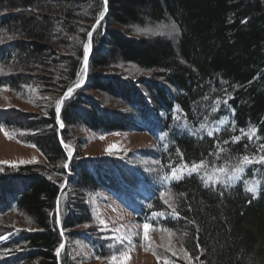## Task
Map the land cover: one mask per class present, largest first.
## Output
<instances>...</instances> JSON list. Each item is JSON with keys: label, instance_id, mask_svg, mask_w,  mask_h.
Here are the masks:
<instances>
[{"label": "trees", "instance_id": "1", "mask_svg": "<svg viewBox=\"0 0 264 264\" xmlns=\"http://www.w3.org/2000/svg\"><path fill=\"white\" fill-rule=\"evenodd\" d=\"M103 8V0H0V89L25 97L31 86H50L43 114L0 108V127L20 143L35 145L48 164L0 167V264H77L70 245L75 240L88 245L95 258L110 257L112 240L103 237L113 233L101 230L88 201L99 191L115 198L139 224L147 217L151 231L170 238L172 246L179 242L194 264H264V182L255 199L244 190L254 170L257 178L264 177V165H247L243 178L229 187L205 188L197 173L163 179L170 161L172 167L180 163L177 150L184 161H211L212 138L192 135L206 115L209 124L229 116L237 129L258 130L259 141L245 137L224 145L234 162L264 143V0H107L88 61L104 71L116 65L135 70L86 78L83 46ZM172 22L180 29L173 40L136 31ZM77 81L81 86L64 99L57 116V102ZM87 89L120 106L87 95ZM223 89L232 97L228 105L234 117L223 102L217 112L209 111L214 99L225 97ZM79 127L101 135L149 134L157 148L139 154L155 166L126 164L120 155L81 158L74 151L69 160L64 144L72 149L73 129ZM218 135L223 140L239 132ZM161 191L179 218L158 198ZM154 212L164 216L153 217ZM17 221L22 226H14ZM62 241L65 248L57 256ZM121 248L117 244L115 251Z\"/></svg>", "mask_w": 264, "mask_h": 264}, {"label": "rangeland", "instance_id": "2", "mask_svg": "<svg viewBox=\"0 0 264 264\" xmlns=\"http://www.w3.org/2000/svg\"><path fill=\"white\" fill-rule=\"evenodd\" d=\"M170 22V21H169ZM168 25V24H167ZM159 26V32L153 34L155 36L162 35L167 36L169 40H173L176 35H169L168 29ZM88 63V71L89 66ZM92 66V65H91ZM92 69V67H90ZM135 70L132 65L120 66L116 65L114 68H108L104 71L102 68H93L89 75L97 74L102 75L105 73H119L130 72ZM114 71V72H113ZM132 71V72H133ZM152 74V73H149ZM84 83V82H83ZM26 89V88H25ZM50 86H31L28 90L26 89L25 97L16 96L10 89H0V108L5 110L16 108L20 111H31L37 114L45 113L47 102H49L48 90ZM87 95H91L101 99L104 103L115 106H120V102L112 99L110 96L102 93H96L93 90L87 89ZM57 99V95L54 94ZM53 102V101H52ZM55 102V101H54ZM51 103V102H50ZM53 104V103H52ZM5 131L9 133L11 139L5 135ZM74 145H71L72 150L78 154L81 158L83 157H101V156H117L120 155L126 164L132 161L135 165H140L141 168L152 169L155 166L153 160L148 158H140L139 152L144 149L157 148L155 140L147 133L144 132H120L108 135H101L94 131L86 130L83 127L73 129ZM103 137V138H101ZM112 145H117L119 150L109 153L107 150ZM4 164H47V161L43 154L36 148L30 145H25L17 141L10 130H5L0 127V167ZM48 165V164H47ZM88 201L91 204L92 210L98 220V225L104 228L100 224V221H105L106 229L104 231H111L116 236H128L132 243L129 246L127 241L122 247L127 249V255L130 257L126 260L125 264H163V260L157 259V254L160 256H166L170 261H175V264H194L191 259L183 257L185 248L174 243L172 246V240L165 239L162 233L158 231L149 232L150 242L143 240V225L139 224L134 216L127 211L115 198L109 195L105 191H99L95 194L88 195ZM20 216H22L20 214ZM13 217L20 219L19 215L14 214ZM12 218L10 220L13 221ZM24 220V219H23ZM14 226L20 227L22 223L17 221ZM118 230V231H117ZM171 240V242H170ZM177 242V241H174ZM171 244V245H170ZM72 247L71 253L73 259L77 261V264H104L99 262L92 254L89 246L85 243L75 240L70 244ZM147 247V250H146ZM162 247H165L164 249ZM175 247V248H174ZM176 251L178 256H172V252L168 249ZM190 256L189 252L187 251ZM107 264V263H106Z\"/></svg>", "mask_w": 264, "mask_h": 264}, {"label": "snow or ice", "instance_id": "3", "mask_svg": "<svg viewBox=\"0 0 264 264\" xmlns=\"http://www.w3.org/2000/svg\"><path fill=\"white\" fill-rule=\"evenodd\" d=\"M104 3V8L101 10L99 13L96 23L93 25V28L91 31H88L87 33V43L84 44L83 46V57H82V62H83V71L86 75L88 71V57L89 53L91 51V46H92V35L93 32H95L96 27L100 26V22L104 20V15L107 10V0H103ZM246 20H243L242 23H246ZM163 27L168 29V34L169 35H179L180 29L178 25H176L174 22L164 25ZM81 31H84L81 29ZM137 32L139 33H152V34H157L159 32V29H153L152 27L145 26L142 28H137ZM12 37H9L11 39ZM82 81H77L74 85L69 86L67 88V91L64 93V97L57 102L56 106V113L57 116H59L60 110H61V105L64 103V99L70 98L72 93L74 92L75 88H79L81 86ZM222 83H224L222 81ZM225 93L224 98H216L213 100L212 104L209 106V111L210 113H215L218 111L219 105L221 102L225 105L227 108L228 112L230 113V116L234 117L235 116V109L230 107L228 105V99H231L232 97L228 93L227 89H223ZM209 97L206 95L204 97L205 100H207ZM176 120H180V116L175 117ZM184 127H187V121L186 119L183 121ZM231 125L229 128L228 126ZM59 127L62 129L64 127L63 122L61 121L59 124ZM221 131H231L233 133L239 132V135H232L230 139H221L219 137V133ZM257 129L254 126H251L247 129L245 128H240L237 129L235 127V121L231 120L229 116H224L220 118L218 121H214L211 124H209V117L206 115L203 119V121L200 122L199 127L192 129V135L196 136L199 139H203L204 135H206L209 138H212L213 140V150L209 152L208 156L212 157L211 161L209 159H201L199 161H184L183 160V153H180L177 150V154L180 156V163L176 165V167L171 166V161L168 165L170 168V174L166 175L163 179L165 181H169L171 179L175 180H181L184 178L185 175L191 176L193 173L199 174L200 179L203 181V185L205 188L209 187V185L215 186L216 184H220L222 187H229L231 185H234L238 180H241L243 178V174L245 172V167L247 165L251 164H260L264 165V143H256V152L252 154H245L242 155L238 158H236L235 162L233 161V157L228 154L229 150L224 147V145L231 143H239L241 139L247 137L249 141H253V138H255L256 141H259L261 137L257 136ZM5 135L8 136L11 139V136L7 131H5ZM103 138V137H101ZM158 139L163 140L164 137H159ZM62 143L63 140L61 141ZM32 147H35V145H30ZM64 147L67 149V157L70 160L73 154V150L70 148L69 145L64 144ZM248 145L245 144V148H247ZM119 148L117 145H112L110 148L107 150L109 153H112L113 151H118ZM225 154L223 157L221 154ZM217 161H222V163H217ZM12 168H16V164H11L9 165ZM65 168L68 167L67 164L64 165ZM258 170H254V177L252 179H245L244 180V185H245V191L249 192L252 194L251 199L257 198L258 190H259V185L264 182V177H259L257 178L255 175V172ZM51 178V177H49ZM167 187V185H165ZM165 191H161L158 194V198L163 200V203L171 207V216L173 218H179V214L176 212L175 206L170 205L168 200L164 199L165 196ZM220 195H223V192H220ZM251 199L249 200V203H251ZM151 207V205H149ZM60 213V200L59 197L57 198V206H56V215L59 217ZM153 217H163L164 213H152ZM146 222L143 223V240L150 242L151 238L149 235V232L154 229V226L151 222H147L148 218L146 217ZM100 224L104 226L101 230L103 231L106 229V224L105 221L101 220ZM65 229L61 228L60 235L63 237ZM118 231V230H117ZM105 239H111L112 243L108 245L110 249H113V253L110 255V257H101V256H96V259L102 260V259H108L110 260V264H125L126 260L129 259L130 257L127 255V249L126 248H121L119 252L115 251L116 245H124L125 242L127 241V244L130 246L132 241L128 236H116L113 235L111 237H103ZM0 239H3V237H0ZM65 248V243L62 241L59 244V247L56 251L57 256L60 255V252ZM147 250V247H146ZM168 251L172 252V256L176 257L178 256L176 251H172L170 248ZM178 258H187L189 261H191V257L188 255V253L185 251L183 254V257H178ZM157 259L158 260H163V264H175V261H170L168 257L166 256H160L157 254ZM199 259V257H197Z\"/></svg>", "mask_w": 264, "mask_h": 264}, {"label": "bare ground", "instance_id": "4", "mask_svg": "<svg viewBox=\"0 0 264 264\" xmlns=\"http://www.w3.org/2000/svg\"><path fill=\"white\" fill-rule=\"evenodd\" d=\"M88 63H90V61H88ZM91 64V63H90ZM92 65V64H91ZM89 66V71H87V73H86V75H85V77L87 78V76L89 75V72L93 69V68H95L93 65L92 66ZM90 67H92V69L90 68ZM95 73V72H94ZM93 73V75H97V74H94ZM92 75V74H91Z\"/></svg>", "mask_w": 264, "mask_h": 264}]
</instances>
